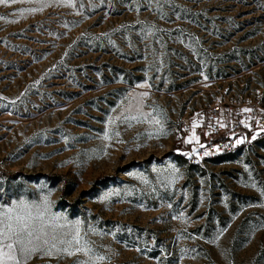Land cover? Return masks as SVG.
<instances>
[{"label": "rangeland", "instance_id": "374dc122", "mask_svg": "<svg viewBox=\"0 0 264 264\" xmlns=\"http://www.w3.org/2000/svg\"><path fill=\"white\" fill-rule=\"evenodd\" d=\"M0 17V212L47 197L89 249L22 264H264V133L188 155L224 85L264 89V0H9Z\"/></svg>", "mask_w": 264, "mask_h": 264}, {"label": "snow or ice", "instance_id": "6c2138e0", "mask_svg": "<svg viewBox=\"0 0 264 264\" xmlns=\"http://www.w3.org/2000/svg\"><path fill=\"white\" fill-rule=\"evenodd\" d=\"M9 0H0V4H7ZM15 3L16 0H11ZM38 9H31L37 11ZM3 19V17H0ZM146 85H140L145 87ZM148 93H142V97H146ZM242 111L251 112L252 109L245 108ZM116 119H120L117 117ZM124 120L142 122L137 116H124ZM112 123V120H109ZM155 124H160L159 120H154ZM129 126H131L129 124ZM197 122L193 119L192 122V135L186 141L192 143L195 141L199 143V137L195 135V128ZM221 127L224 125L221 123ZM247 126V125H246ZM119 135V133H117ZM151 138V137H150ZM104 139H110L107 133ZM255 139V136H253ZM243 139H237L236 144L243 143ZM201 148L204 145H200ZM219 150V149H218ZM195 152V149L193 150ZM188 155H192L189 153ZM207 156L209 153L204 152ZM174 171H178L175 170ZM147 183V181H145ZM112 194L109 193L108 196ZM105 196L103 199H108ZM47 213V197H45V207L43 210L38 204H31L25 200H20L14 203L12 207L4 209L0 212V264H22L35 253H40L45 256H54L59 254L74 255L76 252L89 251L84 245L81 244L83 237L81 236V229L79 220L71 223H59L61 217L51 216L46 217ZM70 228L68 232H61L59 230ZM75 248V251L70 249ZM103 260L104 257H98Z\"/></svg>", "mask_w": 264, "mask_h": 264}, {"label": "built area", "instance_id": "2783aa9c", "mask_svg": "<svg viewBox=\"0 0 264 264\" xmlns=\"http://www.w3.org/2000/svg\"><path fill=\"white\" fill-rule=\"evenodd\" d=\"M245 108L252 111H242ZM221 123L224 127L220 126ZM238 127L264 132V89L246 91L237 89L233 84L224 85L205 115V134L208 138L205 148L192 154L190 162L204 167L221 156L239 154L243 146L236 144V140L229 136ZM183 130L189 135L192 134L189 123L185 124ZM205 151L209 155L205 156Z\"/></svg>", "mask_w": 264, "mask_h": 264}, {"label": "trees", "instance_id": "16d2710c", "mask_svg": "<svg viewBox=\"0 0 264 264\" xmlns=\"http://www.w3.org/2000/svg\"><path fill=\"white\" fill-rule=\"evenodd\" d=\"M262 133H264V132H262ZM229 136L231 138H233L234 140L243 139L244 142L239 144V145H243L246 141L250 140L254 136V131L250 130L248 127H238V128H234L229 133ZM203 145H204L203 148H205L206 143L204 142ZM203 148H200L199 151H201ZM192 167L195 168L197 166L192 164Z\"/></svg>", "mask_w": 264, "mask_h": 264}]
</instances>
